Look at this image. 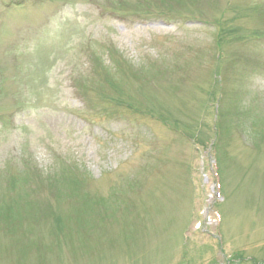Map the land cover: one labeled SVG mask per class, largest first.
<instances>
[{"label":"rangeland","instance_id":"obj_1","mask_svg":"<svg viewBox=\"0 0 264 264\" xmlns=\"http://www.w3.org/2000/svg\"><path fill=\"white\" fill-rule=\"evenodd\" d=\"M0 264H264V0H0Z\"/></svg>","mask_w":264,"mask_h":264}]
</instances>
